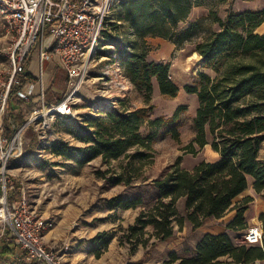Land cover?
Returning <instances> with one entry per match:
<instances>
[{"label":"trees","instance_id":"1","mask_svg":"<svg viewBox=\"0 0 264 264\" xmlns=\"http://www.w3.org/2000/svg\"><path fill=\"white\" fill-rule=\"evenodd\" d=\"M229 0H118L113 6L118 11L122 25H113L117 31L126 28L117 37L110 35L107 28L104 36L117 45L114 55L121 61L124 76L143 94L150 103L154 92V80L161 93L175 98L179 87L170 78L171 65L148 59L149 38H161L172 42L178 49L191 44L194 51L205 60V67L216 72V78L199 73L195 85H188V94L198 96L199 108L194 117L195 138L185 150L196 153L211 145L219 153L215 162L202 161L193 170H184L174 165L162 178L155 180L154 205L142 211L135 224L130 225L124 239L131 245V254L140 246L146 250L145 258L157 242L168 241L176 236V226L183 231L186 222L193 231L202 228L208 219H222L229 212H236L235 218L226 225L229 231H245L248 223L245 213L247 203L234 205L233 201L249 188V178L254 179L258 194L264 191V33L258 29L264 25V9L245 11L227 10L225 18L218 8ZM205 7L208 15L198 18L186 28L195 8ZM107 24V22H106ZM120 33V32H119ZM112 44V45H113ZM31 60L26 62L30 66ZM25 83V76L19 78ZM16 89L10 92L8 116L4 122L6 134L12 139L15 134L11 121L17 126L25 123L22 114L23 102L16 98ZM120 104H123L120 101ZM185 107H179L171 119L150 120V109H111L106 117L97 119L83 137L86 147L77 148L78 159L65 143H54V153L74 159L78 165H86L101 157L116 160L123 156L146 157V153H130L136 147L147 148L155 138L151 131L146 138L140 135V128L147 122L150 128L167 127L174 139H179L178 125ZM131 154V155H129ZM11 164V161L8 162ZM8 164V165H9ZM1 178V175H0ZM121 174L113 178L115 186L132 183ZM23 187H8V202L22 198ZM0 194L2 190L0 187ZM184 200L183 212L178 203ZM145 199L136 195L124 199L115 197L107 200L110 208L138 209ZM263 219V216H262ZM149 229L153 230L150 233ZM115 234L101 233L94 244L104 247L91 252L97 259L107 251ZM11 232L6 229L0 239V260L3 264H39L36 261L15 259L16 245L10 241ZM154 241L150 244V242ZM250 246V245H249ZM172 262L181 264H223L221 258L230 259L225 264H253L264 261L261 246H236L228 233L205 234L193 257L182 258L170 254Z\"/></svg>","mask_w":264,"mask_h":264},{"label":"rangeland","instance_id":"2","mask_svg":"<svg viewBox=\"0 0 264 264\" xmlns=\"http://www.w3.org/2000/svg\"><path fill=\"white\" fill-rule=\"evenodd\" d=\"M248 9L263 10L264 0H229L228 4L219 7L218 11L220 16L225 18L227 10L245 11ZM207 15V8H195L188 22L181 25V28H186L193 21ZM114 23L125 26L119 21L115 6H112L107 18V32L114 37L123 34L119 36L123 39L126 28L115 31L111 26ZM257 32L264 33V25ZM113 43L104 36L99 47L92 54L88 76L75 99V119H53V116H50L49 130L39 128L35 130L32 125L18 133L17 155L9 160L11 164L6 165L5 169L0 167V187L3 194V183L1 182L3 174L7 178V186L13 184L15 187L19 184L26 187L33 201V209H36L37 213L39 209L44 219L54 221V226L47 231L50 238H47L46 243L56 249L70 247L66 264H170L168 261H163L165 258L171 259L168 250L158 249L157 243L151 249L149 258H145L146 250L143 246H140L132 255L131 245L125 241L124 235L129 226L135 224L140 213L154 205L153 183L155 180L162 178L176 164H179L181 169L193 170L202 161L215 162L220 159L219 153L217 154L211 145H207L196 153L185 150L195 138L194 117L199 108L198 96L188 94L185 87L195 85L199 73H207L212 78H216L217 74L205 67V60L194 51L193 45L188 44L178 49L168 40L149 38L148 59L170 64V78L180 91L175 98L165 96L161 93L157 81L154 80L152 100L146 103L143 94L124 76L121 61L114 55L117 45ZM11 45L12 40L7 34L5 22L0 18V67L3 69H8ZM56 70L58 69H52V75L48 72L46 76L45 103L48 106L63 100L70 91L66 75ZM36 72L35 59L29 68V73L34 75ZM120 101L123 104H120ZM34 103L21 106L25 123L29 121L34 110L42 107V103L38 100ZM182 106L186 110L180 116L179 139H174L167 127L151 129L149 123L146 122L140 128V135L143 138H146L151 131L155 132V138L147 148L138 146L130 153L143 152L146 153V157L123 156L116 160H104L99 157L81 166L74 159L57 155L53 151L54 143H65L74 157L78 159L79 154L75 149L87 146L83 142V137L87 132L94 131V128L90 126L97 119L106 117L105 113L111 109H150L149 121H153L160 118L171 119ZM7 116L3 118V122ZM263 158L264 150L261 153V159ZM119 174L123 175L125 180L132 177V183L115 186L113 178ZM136 195L143 196L145 199L144 205L138 209L125 210L110 208L107 205L109 199L115 197L127 199ZM246 198L251 199L247 203L248 210L245 213L248 229L255 224H261L264 229V191L261 194L256 192L253 178H249V188L233 203L234 205L245 203ZM178 208L183 212L184 200L178 203ZM235 216L234 211L229 212L221 221L212 218L211 222L207 223L206 229L213 232L226 229L225 224L231 222ZM247 230L240 232L227 230V233L234 245L248 246L245 240ZM149 231L153 233L152 229ZM101 233L115 234L116 237L108 245L107 251L101 258L97 259L91 250L94 247L98 250L104 249L100 244L96 246L93 242V239ZM202 236L203 234L199 232L187 237L180 256L182 258L193 257L194 250ZM174 238H178L177 233ZM153 241L154 239L150 244ZM261 247L264 249V241ZM16 253H18V248ZM15 259H17L16 255ZM220 260L223 264L230 261L226 257ZM0 264H3L1 260ZM253 264H264V261Z\"/></svg>","mask_w":264,"mask_h":264},{"label":"built area","instance_id":"3","mask_svg":"<svg viewBox=\"0 0 264 264\" xmlns=\"http://www.w3.org/2000/svg\"><path fill=\"white\" fill-rule=\"evenodd\" d=\"M118 0H0V18L11 37L8 69L0 67V167L5 169L15 157L16 141L26 127L50 129L49 117L73 120L75 99L89 73L90 59L99 47L106 30L108 14ZM34 54L35 57H34ZM36 59L38 72L31 75L26 62ZM52 69L63 71L70 91L64 99L46 105L47 73ZM25 76V83L19 79ZM16 89V98L23 104L42 103L34 110L29 121L17 126L11 121L15 133L11 139L3 133V118L8 113L10 92ZM34 103V104H35ZM3 194L0 198V237L6 229L11 232L18 248L17 259L39 264H66L69 246L51 248L45 241L53 220L44 219L33 209L27 192L23 189L19 201L8 202L7 178L3 174ZM247 245L263 246L264 229L261 224L249 227L245 236Z\"/></svg>","mask_w":264,"mask_h":264},{"label":"crops","instance_id":"4","mask_svg":"<svg viewBox=\"0 0 264 264\" xmlns=\"http://www.w3.org/2000/svg\"><path fill=\"white\" fill-rule=\"evenodd\" d=\"M152 39H155V38H152ZM33 62L30 63V66L27 68L28 69V72H29V68L31 67V65L33 64ZM56 71H60V72L64 73L61 70H56ZM37 72H38V64H37ZM37 72H36V74H37ZM50 74L52 75V72L51 71H50ZM4 132L6 133V131H4ZM23 189L27 192V195H28V191H27L26 187H23ZM29 198H30V202L33 204L32 198L30 196H29ZM238 198H240V196H238ZM36 208L38 209V206ZM38 213H39L38 214L39 216H43V218H44V215H40V210L39 209H38ZM223 219H225V217L222 218V219H219V220L221 221ZM208 222H211V219H208L207 222H206V224L202 228H200V229H198L196 231H193V226L189 222H186L183 231H179V227L176 226L175 230H176V233H177L178 238H172V239H170L168 241H164V242H157V244H158L157 245V248L160 249V250H166L167 249L168 252H169V255L172 254V253H176V254L180 255V252L184 250V243L187 241V237H189L192 234H198L200 232V234H203V236H204L205 234L217 235V234H221V233H227V230L226 229L220 230L218 232H213L211 230L206 229V225H207ZM227 224H228V222L225 224V226ZM62 226H63V224H62ZM1 238H3V237H0V239ZM47 238L49 239L50 237L46 234L45 241L48 242V239ZM48 246L51 247V248H54L53 246H50V245H48ZM163 261H168V262H170V264H180L181 263V260H178L176 262H172V259H170V258H167V259L165 258ZM256 262L260 263V261H256Z\"/></svg>","mask_w":264,"mask_h":264}]
</instances>
